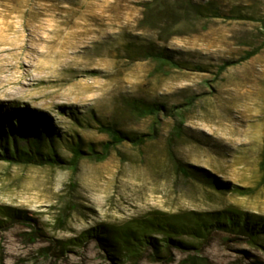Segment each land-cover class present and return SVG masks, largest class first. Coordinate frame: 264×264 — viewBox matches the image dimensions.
I'll return each mask as SVG.
<instances>
[{
    "label": "rangeland",
    "instance_id": "obj_1",
    "mask_svg": "<svg viewBox=\"0 0 264 264\" xmlns=\"http://www.w3.org/2000/svg\"><path fill=\"white\" fill-rule=\"evenodd\" d=\"M147 104L164 106L158 133L105 151L102 126L150 132L134 110ZM13 107L46 121L63 163L0 160V205L20 213L0 218V264H264L220 230L137 262L83 237L152 212L264 215V0H0V110Z\"/></svg>",
    "mask_w": 264,
    "mask_h": 264
},
{
    "label": "trees",
    "instance_id": "obj_2",
    "mask_svg": "<svg viewBox=\"0 0 264 264\" xmlns=\"http://www.w3.org/2000/svg\"><path fill=\"white\" fill-rule=\"evenodd\" d=\"M256 52L257 49L249 51L240 60L250 58ZM153 57L161 64H175L172 58L162 52L155 53ZM236 62L239 60L224 62L220 65L219 72ZM134 110L139 117H154L150 132L130 136L114 126H102L100 130L110 136V140L103 145L105 151L124 141L133 145H141L158 133L156 117L164 110L162 104L136 105ZM34 118L43 127L42 130L38 128L36 123L33 124ZM45 122L43 118L38 119L25 108L13 107L10 110H0V160L9 163L61 165L63 160L56 154L53 135L51 131L47 130ZM181 125L182 123L176 126V132H181ZM44 144L48 146L50 152H43ZM88 153L94 154L92 149ZM84 154L80 144L76 143L73 147V160L78 161ZM98 158L101 159L102 157ZM262 168L264 169V161ZM18 216H20L18 209L0 205L1 220ZM215 230L244 235L250 244L264 248V215L237 209H222L211 212L191 211L187 214L152 212L146 217L135 219L132 223L121 228L105 225L91 227L84 231L83 237L95 238L113 259L122 260L125 257L132 262H137L143 257L148 247H152L156 255L166 254L168 245L184 244L177 239L182 235L206 238ZM154 234L162 235L160 241L163 243H160ZM162 247H166L165 250ZM252 264L258 263L253 262Z\"/></svg>",
    "mask_w": 264,
    "mask_h": 264
}]
</instances>
